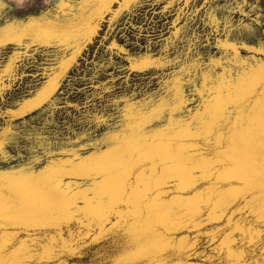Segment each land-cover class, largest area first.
I'll list each match as a JSON object with an SVG mask.
<instances>
[{"label":"snow or ice","instance_id":"6c2138e0","mask_svg":"<svg viewBox=\"0 0 264 264\" xmlns=\"http://www.w3.org/2000/svg\"><path fill=\"white\" fill-rule=\"evenodd\" d=\"M33 7L14 18L0 0V264L97 245L99 264H264V0ZM145 9L172 17L156 51ZM105 15L113 32L95 41ZM91 43L83 99L65 101Z\"/></svg>","mask_w":264,"mask_h":264},{"label":"rangeland","instance_id":"374dc122","mask_svg":"<svg viewBox=\"0 0 264 264\" xmlns=\"http://www.w3.org/2000/svg\"><path fill=\"white\" fill-rule=\"evenodd\" d=\"M7 4L9 5H14L15 9L17 11L12 12V16L15 18L17 16L23 17L29 13L35 14L37 13L38 9L36 7H33V3L39 4L40 0H29V2L23 7V8H17L16 5L13 3V0H6ZM45 5V4H44ZM49 6V5H45ZM162 4H158L156 7L152 9V12L155 14L159 7H162ZM99 7V6H98ZM115 7V5H113ZM144 16L147 18L144 22L147 23L148 21H151L152 26H153V33L152 35L155 37V40L152 41L153 45V51L157 50V42H162L163 37L161 36V33L166 34V23L167 21L171 20V15L168 14V16L165 18L163 14L161 15H155V18L152 16L148 15V10H144ZM138 22V18H137ZM115 24L119 26H123L124 24V19L122 17H118L116 21L114 22ZM105 32L112 33L113 29L108 27V16L105 15L101 21H100V31L96 36L94 37L95 41H99L101 36L105 34ZM115 38L120 41L122 44H126L128 48L132 51L133 54H137L138 52L141 51V48L137 47V38L136 34H134L131 30L125 29L124 31H121L120 28H117L115 30ZM148 33H144V37L140 38V44H144V39L147 37ZM95 43L89 44L85 51L83 52V56L79 59L78 61V67H75L74 69L70 70L68 73V80L65 81L64 86L61 88V93L62 99L65 101H71V102H79L83 99L82 95L79 94H73L72 93V88H83L85 87V78L87 76H90L93 74V69L88 63V59L86 58H92L93 61L95 62V59L97 58L95 56ZM244 55H247V53H242ZM99 59H104L103 56V49H100L99 53ZM151 74L149 73L148 77L150 79ZM95 78V77H93ZM146 77H139L137 76L136 73H133L131 76V82L138 83L139 80L145 79ZM38 81L36 80H31V79H26L24 81V87L18 88L17 91L10 93V100L9 103H18L20 100L26 98V93L32 92L34 88H36ZM30 85V87H29ZM117 87H119V84H117ZM35 116V114H33ZM25 119H28V117H25ZM69 178H65V182H67ZM199 187V186H198ZM189 193H186V195ZM82 204V202H81ZM222 223V222H221ZM182 233L176 234L177 237L181 235ZM97 246H90L87 247L83 254L80 256H75V257H67L64 261L63 264H99V260L97 258L98 254L96 251Z\"/></svg>","mask_w":264,"mask_h":264},{"label":"clouds","instance_id":"9594fccd","mask_svg":"<svg viewBox=\"0 0 264 264\" xmlns=\"http://www.w3.org/2000/svg\"><path fill=\"white\" fill-rule=\"evenodd\" d=\"M28 2L29 0H13V3L16 5L18 9L23 8ZM43 3L45 5H51L52 0H43Z\"/></svg>","mask_w":264,"mask_h":264}]
</instances>
